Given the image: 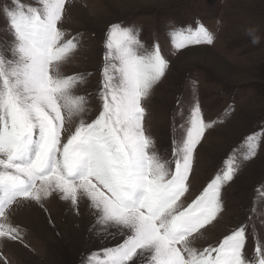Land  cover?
I'll list each match as a JSON object with an SVG mask.
<instances>
[{
  "label": "snow or ice",
  "instance_id": "snow-or-ice-1",
  "mask_svg": "<svg viewBox=\"0 0 264 264\" xmlns=\"http://www.w3.org/2000/svg\"><path fill=\"white\" fill-rule=\"evenodd\" d=\"M69 3L10 0L0 8L10 37L0 41V239L22 241L10 215L55 195L77 210L87 200L96 233L122 237L116 246L90 253L84 264H264V239L256 227L257 221L264 226V214L255 201L252 223L231 230L215 246H195L223 211V187L257 155L264 132L248 136L244 155L238 158L234 151L201 194L185 204L194 154L212 123L203 118L198 99L185 115L178 98L181 123L174 125L171 157L156 151L145 127V103L169 60L158 41L148 47L138 28L120 23L105 34L95 92L99 111L89 120L93 94L78 90L91 74L64 73L81 45V34L62 27ZM167 35L170 54L215 40L199 22ZM250 36L255 41V30Z\"/></svg>",
  "mask_w": 264,
  "mask_h": 264
},
{
  "label": "rangeland",
  "instance_id": "rangeland-1",
  "mask_svg": "<svg viewBox=\"0 0 264 264\" xmlns=\"http://www.w3.org/2000/svg\"><path fill=\"white\" fill-rule=\"evenodd\" d=\"M9 3L0 0V8ZM197 22L214 32L213 45L189 46L170 54L169 30L195 28ZM114 23L138 28L148 47L158 41L169 60L166 75L145 103V127L155 141L156 151L171 157L174 125L181 123L178 98L185 115L193 100L198 99L203 118L213 125L194 154L190 192L184 198L189 204L234 151L238 158L244 155L248 136L264 132V0H70L62 27L71 35L81 34V45L64 73L91 74L78 90L81 95L93 94L90 99L94 110L89 120L99 111L95 92L100 86L105 34ZM4 26L0 17V41L6 42L10 37L3 31ZM250 30H255V41ZM262 188L264 139L257 155L223 187V211L195 246H214L244 224L251 200L264 214ZM8 222L21 230L23 240L0 239V264H84L90 253L122 242V237L96 233L95 216L87 200H81L77 210L54 195L40 204L17 207ZM256 227L264 239V226L257 221ZM246 248L251 257V235Z\"/></svg>",
  "mask_w": 264,
  "mask_h": 264
},
{
  "label": "trees",
  "instance_id": "trees-1",
  "mask_svg": "<svg viewBox=\"0 0 264 264\" xmlns=\"http://www.w3.org/2000/svg\"><path fill=\"white\" fill-rule=\"evenodd\" d=\"M252 204H253V201L251 200V204H250L249 208L247 209V210H248L247 221L242 222V223H244V224L247 223V222L250 223L248 217H249V214H250V209H251ZM240 225H242V224H240ZM222 238H223V237H222ZM222 238H221V239H222ZM221 239H219V240L217 241V243H218ZM217 243H216V244H217ZM216 244H215V245H216ZM215 245H214V246H215Z\"/></svg>",
  "mask_w": 264,
  "mask_h": 264
},
{
  "label": "bare ground",
  "instance_id": "bare-ground-1",
  "mask_svg": "<svg viewBox=\"0 0 264 264\" xmlns=\"http://www.w3.org/2000/svg\"><path fill=\"white\" fill-rule=\"evenodd\" d=\"M209 230V229H208ZM210 231V230H209Z\"/></svg>",
  "mask_w": 264,
  "mask_h": 264
}]
</instances>
